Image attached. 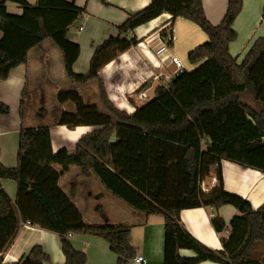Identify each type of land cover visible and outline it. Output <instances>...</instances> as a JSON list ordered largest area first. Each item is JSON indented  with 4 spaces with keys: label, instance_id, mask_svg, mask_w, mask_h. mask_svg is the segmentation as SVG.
Segmentation results:
<instances>
[{
    "label": "trees",
    "instance_id": "trees-1",
    "mask_svg": "<svg viewBox=\"0 0 264 264\" xmlns=\"http://www.w3.org/2000/svg\"><path fill=\"white\" fill-rule=\"evenodd\" d=\"M9 2L17 4L22 14H10ZM242 8L243 0H229L222 22L215 26L207 20L202 0H153L128 16L115 36L94 48L89 71L80 75L73 71L80 47L67 37L84 13L75 1L38 0L31 5L25 0H0V81L26 64L31 49L50 41L62 53L65 74L72 82L97 83L105 111L86 104L74 89L58 93L57 102L71 104L73 109L63 111L55 125L70 130L99 128L81 137L72 153L53 152L49 127L20 131L16 167L0 163V264L20 223L57 234L65 264L87 262L86 254L69 241L73 234L101 238L116 255V264L132 263L130 227L88 224L71 196L59 187L60 178L71 167L95 175L111 195L134 211L164 218V264H263L254 251L264 245V203L254 211L245 199L228 193L221 172V162L229 161L264 173V38L255 42L241 64L229 53L230 43L237 38L233 24ZM163 13L195 24L208 40L188 54V62L196 66L193 71L158 86L153 99L128 114L109 101L99 72L137 43L130 37L134 29ZM162 37L171 44L168 34ZM149 87L144 84L137 94ZM26 95L24 91L21 116ZM244 96L249 103L242 100ZM8 114L9 107L0 103V115ZM211 177L217 185L205 191L202 184ZM1 180L16 183L15 201ZM224 205L233 206L238 214L230 223L229 237L222 240L223 250L217 252L187 232L180 213L195 208L217 212ZM211 223L219 233L226 229L218 215ZM183 249L193 251L196 258L182 257ZM49 261L42 247L35 246L12 264Z\"/></svg>",
    "mask_w": 264,
    "mask_h": 264
},
{
    "label": "crops",
    "instance_id": "crops-1",
    "mask_svg": "<svg viewBox=\"0 0 264 264\" xmlns=\"http://www.w3.org/2000/svg\"><path fill=\"white\" fill-rule=\"evenodd\" d=\"M25 1L31 5H36L38 2V0ZM64 1H75L76 6L84 10L78 21L70 27L67 35L70 41L80 47V55L73 65V71L83 75L89 71L94 48L109 37L115 36L117 28L128 16L138 13L153 0ZM228 2L229 0H202L205 16L212 25L216 26L222 22ZM6 6L10 14H22V9L17 4L9 2ZM263 8L264 0H243L242 11L233 24L237 38L229 45V53L238 64L243 62L255 42L264 38ZM163 33L172 38L171 44L163 39ZM130 37H134L137 43L126 52L119 54L99 72L109 101L114 107L128 114L136 111L138 105L133 97L137 95L140 87L150 84V87L141 93L151 100L158 86H167L173 80L164 76L174 73L172 56L180 58L183 62L192 50L208 40L198 26L182 18L173 20L169 13H163L137 27ZM162 47H166V51L161 55L163 64L156 55L157 50ZM154 75L161 76V83L153 80ZM68 88L76 90L85 103L100 106L97 83L91 81L80 85L72 82L65 74L62 53L50 41H44L31 49L26 64L14 68L5 81H0V103L9 107L8 115H0V163L4 167L14 168L17 165L19 135L22 129L49 127L52 149L55 153L61 149L74 152L81 137L99 129L84 126L70 130L66 126L55 125V121L37 125L34 120L35 114L29 119L26 118V106L32 103L39 110L40 113L36 114L40 119H44L43 107L48 103L53 114L72 110L71 104L57 102L58 93ZM24 91L27 95L21 116L19 108ZM242 100L245 103L250 102V98L246 96ZM221 172L224 188L228 193L245 199L254 211L262 206L264 173L229 161L221 162ZM212 181H215V184L212 185ZM12 182L14 181L1 180V185L8 196L15 201L17 185L14 182V186ZM205 185L208 190L212 189L217 185L216 178H208ZM59 187L71 196L88 224L130 227L129 242L134 249L135 258L142 257L144 264H164L165 229L162 216L147 217L134 211L111 195L95 175L84 173L79 167H71L60 178ZM237 214L238 211L231 205H224L217 212L211 208L186 209L181 211L180 221L193 238L218 252L223 250L222 240L229 237L230 223ZM216 215L221 217L226 225V229L221 233L215 231L211 223ZM69 241L76 251L86 254V264L117 263L116 255L109 250V244L101 238L73 234L69 236ZM35 246L42 247L49 256L50 261L44 264H65L61 240L57 234L23 223H20L13 243L2 253L3 263L18 262ZM254 254L264 264L263 244L256 247ZM180 255L184 258H196V254L191 250H180ZM198 264L218 263L204 261Z\"/></svg>",
    "mask_w": 264,
    "mask_h": 264
},
{
    "label": "built area",
    "instance_id": "built-area-1",
    "mask_svg": "<svg viewBox=\"0 0 264 264\" xmlns=\"http://www.w3.org/2000/svg\"><path fill=\"white\" fill-rule=\"evenodd\" d=\"M83 28V27H82ZM166 51V47H162L159 50H157L156 55L157 57L161 60V64H163V60L161 58V55ZM171 64L174 67V73L171 74H167L164 75L166 76L168 79L171 78H175L177 75L183 73L186 71L185 66L182 62V60L176 56H172L171 57ZM161 76L160 75H154L153 76V80L157 81L159 83H161L160 80ZM164 86V85H163ZM134 102L138 105L137 107H140L141 105H143L145 102L148 101L147 96L143 93L137 94L133 97ZM215 184V181H212V185ZM202 188L207 191L208 187L205 185V182L202 184ZM133 264H144V259L142 257H137L134 258V260L132 261Z\"/></svg>",
    "mask_w": 264,
    "mask_h": 264
},
{
    "label": "rangeland",
    "instance_id": "rangeland-1",
    "mask_svg": "<svg viewBox=\"0 0 264 264\" xmlns=\"http://www.w3.org/2000/svg\"><path fill=\"white\" fill-rule=\"evenodd\" d=\"M183 63H184V66H185V69H186V71L187 72H191V71H193L196 67L195 66H192L189 62H188V59H183ZM67 90H72V89H70V88H68ZM28 91H29V89H28ZM148 99V98H147ZM88 102H86V104H87ZM91 105V104H90ZM100 106H99V110L101 111V112H105L104 111V109H103V107H102V105L101 104H99ZM35 110H37V112H34ZM66 111H69V110H66ZM36 113H40L39 112V110L36 108V106L32 103L31 105H27L26 106V110H25V116H26V118L27 119H29V118H31V116L33 115V114H35V117H34V120L36 121V123H37V125H40V123H44V122H46V123H49V122H52V121H56L57 119H58V117H59V115L62 113H59V114H53V113H51V110H50V108H49V103L46 105V106H44L43 107V112H42V115H43V117H44V119L42 118V119H40L38 116H37V114ZM52 119V120H51ZM49 125V124H48ZM12 184H14V186H15V183L14 182H12Z\"/></svg>",
    "mask_w": 264,
    "mask_h": 264
}]
</instances>
